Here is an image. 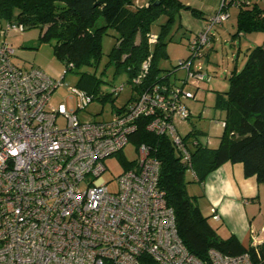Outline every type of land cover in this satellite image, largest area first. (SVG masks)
<instances>
[{"label": "built area", "instance_id": "built-area-1", "mask_svg": "<svg viewBox=\"0 0 264 264\" xmlns=\"http://www.w3.org/2000/svg\"><path fill=\"white\" fill-rule=\"evenodd\" d=\"M251 2L220 0L205 30L188 41L189 57L179 60L186 72L182 84H152L106 120H79L77 110L93 100L81 89H74L80 97L75 110L49 105L71 63L55 77L37 67L21 69L11 60L14 49L0 40V264H143L144 257L157 264H254L249 252L210 248L207 261L189 252L159 186L160 163L149 144L136 145L137 157L112 187L103 177L104 160L121 152L139 121L148 118L146 130L167 135L196 178L192 149L209 141L187 140L178 131L177 123L190 115L184 100L195 97L183 84L210 80L194 65L209 45V31L228 18L229 7ZM8 29L23 26L7 22L2 32ZM156 41L149 33L148 42ZM150 58L142 61L134 83L147 74ZM211 216L219 219L214 208Z\"/></svg>", "mask_w": 264, "mask_h": 264}, {"label": "trees", "instance_id": "trees-1", "mask_svg": "<svg viewBox=\"0 0 264 264\" xmlns=\"http://www.w3.org/2000/svg\"><path fill=\"white\" fill-rule=\"evenodd\" d=\"M259 1L234 6L237 12L232 36L256 31L264 33V5ZM182 9L205 19L202 29L188 36L186 47L189 51L188 41L205 30L208 17H203L200 10L182 0H147L146 5H135V0H0V20L20 24L23 30L40 27L39 41L53 40L54 54L63 62L64 68L72 64L69 70L96 64L102 56L101 38L113 28L117 41L108 57L115 72L126 71L128 81L133 82L140 73L142 61L151 56L147 74L139 83L133 82L135 93L130 102L152 84L161 85L168 79V72L160 75L163 68L159 67L158 60L167 56L166 45L172 40L168 34L174 24L188 33L179 19ZM160 15H166V22L161 25L157 41L151 47L148 34ZM211 34L210 30L207 48ZM206 54L203 51L202 58ZM244 55L242 67L238 68L235 63L229 71L227 89L216 91L214 106L223 112L221 120L225 123L217 146L198 141L192 149L191 167L196 175L192 180L201 184L208 173L227 161L241 162L246 177L255 176L258 183H264V43L247 48ZM177 67H180L179 62ZM77 86L93 99L111 98L110 93L99 90L98 79L85 71L80 73ZM147 119L139 121L130 141L135 145L149 144L153 156L158 159L159 186L174 211L178 234L189 252L202 261H207L210 248L230 255L249 252L254 264H264V242L243 244L233 234L223 238L218 233L210 223L209 216H212L202 213L198 196H189L187 192L188 166L181 161L167 135L146 130ZM193 137L200 138L198 130L191 129L184 135L187 140ZM125 163V169L129 168L131 162ZM144 260L143 264H157L150 257H144Z\"/></svg>", "mask_w": 264, "mask_h": 264}, {"label": "rangeland", "instance_id": "rangeland-1", "mask_svg": "<svg viewBox=\"0 0 264 264\" xmlns=\"http://www.w3.org/2000/svg\"><path fill=\"white\" fill-rule=\"evenodd\" d=\"M145 0H135V5H143ZM230 17L228 24L235 23L236 9L233 7L229 11ZM166 22V15H160L155 24L152 26L151 34L157 36L160 33L161 25ZM177 23V22H176ZM5 27V22L0 20V40H4L14 49L11 56L12 62L21 69L37 67L55 77L62 73L64 69L63 62L56 57L53 51L54 41H39L40 27H30L24 30L8 29L2 32ZM234 30H231V33ZM211 33H214L213 51L210 60L206 62L204 57H200L194 61V65L198 64L202 69L210 75V80L207 81H189L183 86L195 93L194 98L184 100V104L190 111L189 118L177 123L179 133L184 136L189 130H198L201 139H208V144L211 147H216L219 142V136L222 132V123L224 114L219 109L215 108L216 91L226 90L228 87L227 75L234 67L235 63L238 68L244 63V50L246 43L230 37L231 34L226 33L224 28L219 24L213 26ZM172 36V40L166 45V57H159L158 65L163 68L160 75H163L167 70L172 71L176 64L182 59V56H188L189 51L186 47V41L189 33L177 29V24H174L169 31L168 37ZM116 33L113 28H110L101 38L102 56L96 64L82 66L77 70H69L64 79L63 84L59 85L52 93L49 100V105L56 108L59 104H63L67 110L76 109L80 105V97L76 95L74 89H78V81L80 73L83 71L94 75L98 79V88L103 93H110L111 98L97 97L91 100L84 109L77 110V116L80 121L87 120H106L111 116L113 109L128 104L130 97L135 93L133 90V82L128 81L126 71L115 72V68L109 63L108 54L116 43ZM252 46L256 45L250 42ZM154 44H151L153 47ZM238 46H241L242 51H237ZM238 54V55H237ZM169 75L168 80H163L164 84L176 83L182 84V79L185 78V70H178ZM123 84V88L118 94L112 92L113 88ZM60 126L65 124L62 116L58 118ZM137 157L136 145L129 141L121 152L107 157L104 160L106 170L103 177L109 181V186L114 185V178L121 173L126 167V161H131ZM187 192L189 196H198V204L204 215H209V207L207 201L203 198L202 185L197 181L192 180V175L186 174ZM261 184L260 198H253L254 206L260 208L262 214L257 215L251 220L254 221L253 235H257L259 223L264 225V183ZM257 211V210H256ZM210 223L217 228V231H222V225L216 224L209 216ZM251 231H249V234ZM256 243V242H255Z\"/></svg>", "mask_w": 264, "mask_h": 264}, {"label": "crops", "instance_id": "crops-1", "mask_svg": "<svg viewBox=\"0 0 264 264\" xmlns=\"http://www.w3.org/2000/svg\"><path fill=\"white\" fill-rule=\"evenodd\" d=\"M182 1L185 4L200 10L205 18L214 14L218 10L220 4V0ZM259 3L264 5V0L259 1ZM144 4H147V0L144 1L143 5ZM233 7L234 6H231L230 9ZM234 8L237 12V8ZM230 9H228V11H230ZM179 19L182 28L187 30L190 36L200 31L205 21V19L194 17L190 11L184 9L179 11ZM226 23H228V19L219 25L224 28L226 33L231 34L230 37L239 39V41L244 40V43H246L245 50L253 47L250 45V42H254L256 45L264 43V33L256 31L248 34L240 33L237 36H232L231 30L235 29V24L232 23L229 26ZM214 39V33H212L210 46L208 48L206 47L204 50V52L207 53L204 58L206 62L210 60L211 53L214 49L212 45ZM237 51H242L241 46H238ZM181 58H186V56H182ZM176 66L172 71L167 70L164 75L167 72L170 75L174 71L177 72L178 70H184L181 67L176 68ZM161 85L168 87L179 84H169L168 82L167 85ZM202 187L203 198L207 201L208 206H210L209 215H211V208H214L219 214L218 220L211 219L216 222V224L224 226L223 230L218 232L223 238L233 234L243 244H256L264 242V225L259 223L258 228L255 229L258 230L257 235L255 236L252 233L254 231L253 228L255 224L254 221L251 220L257 215L262 214L260 208L257 207L256 209L254 202H251L253 201V198H256L257 200L260 198L261 184L257 182L255 176L246 177L244 175L243 165L241 162H224L219 167L208 173ZM249 231H251L250 234Z\"/></svg>", "mask_w": 264, "mask_h": 264}]
</instances>
